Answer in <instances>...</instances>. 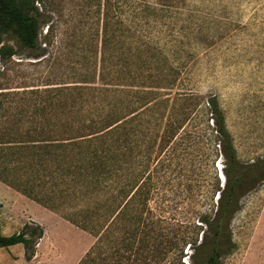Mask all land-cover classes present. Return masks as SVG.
Instances as JSON below:
<instances>
[{
	"label": "trees",
	"instance_id": "16d2710c",
	"mask_svg": "<svg viewBox=\"0 0 264 264\" xmlns=\"http://www.w3.org/2000/svg\"><path fill=\"white\" fill-rule=\"evenodd\" d=\"M35 1L0 0V41L12 35L38 58L45 17ZM120 1L115 10L105 4L102 13L98 4L102 18L92 78L48 91L63 121L0 141V182L94 237L78 264H181L186 248L191 264H220L233 248L230 225L240 199L264 182V157L251 164L238 160L214 96L170 93L182 65L175 44L169 54L150 37L160 31V8L124 0L142 8L124 18ZM12 53L0 47L1 60ZM199 122L204 134L195 128ZM205 140L208 148L201 145ZM203 152L208 169L213 158L222 160V187L216 183L203 194L207 199L212 193L210 200L216 194V205L195 212V220L179 218L177 205L161 195L158 173L175 159L182 171L190 159L198 178ZM201 193L198 185L178 191L183 199ZM41 237L29 223L9 236L0 226V248L21 244L26 260Z\"/></svg>",
	"mask_w": 264,
	"mask_h": 264
},
{
	"label": "rangeland",
	"instance_id": "374dc122",
	"mask_svg": "<svg viewBox=\"0 0 264 264\" xmlns=\"http://www.w3.org/2000/svg\"><path fill=\"white\" fill-rule=\"evenodd\" d=\"M132 1H144L160 8L161 17L157 23L160 31L151 32L150 37H154L159 46H164L165 52L169 53L174 44L180 50L177 57L182 66L170 93L188 92L203 100L214 96L223 112L238 160L242 164H251L262 159L264 0ZM114 2L36 0L34 6L45 17L39 29L37 52L41 55L38 58L23 50L12 35H2L0 47L8 46L13 53L0 59V141L19 138V132L63 121L61 110L53 107V101H50L52 92L48 91L92 78L98 56L97 31L102 18L98 4H101L102 13L105 4L115 10ZM127 3L124 0L118 3V11L124 18L142 9ZM94 84L98 85L96 79ZM199 123L195 128L204 134V123ZM207 137L205 133L202 138ZM201 145L209 147L206 140ZM203 153L198 178L190 159H186L182 171L175 159L169 169L158 173L161 195L170 202L169 205H177L179 218L193 216L195 220V212L216 205V194L213 200H210L212 193L207 199L203 194L216 183L222 187V160L213 158V168L208 169L209 158H204L206 153ZM196 185L203 190L198 198L183 199L178 195L183 187ZM135 186L131 188V194ZM3 193L1 234L12 235L20 231L24 223H29L42 232V237L36 241L30 260L25 259L21 244L0 248V264H78L93 244L95 239L91 234L60 215L37 203L17 202ZM9 200H12L10 204ZM10 213V219H7ZM31 216L38 217V222ZM230 231L233 248L222 254L220 264H264V182L240 199L239 211L231 221ZM186 250L181 264H191L188 258L191 251ZM209 253V249L200 253L201 262Z\"/></svg>",
	"mask_w": 264,
	"mask_h": 264
},
{
	"label": "crops",
	"instance_id": "0c3cea01",
	"mask_svg": "<svg viewBox=\"0 0 264 264\" xmlns=\"http://www.w3.org/2000/svg\"><path fill=\"white\" fill-rule=\"evenodd\" d=\"M2 192H4L5 194H7V195H10L11 197H13L14 199L13 200H17V202H24V201H29V202H33V201H31V200H29V199H27V198H25V197H23L21 194H19L18 192H16L15 190H13V189H11L10 187H8L7 185H5V184H3L2 182H0V204L2 205V200H3V195H2ZM3 193V194H4ZM20 199H22V200H20ZM11 201L12 200H9V204L11 203ZM7 203V204H8ZM33 203H35V202H33ZM23 206L25 207V210H26V212L28 211V209L26 208V205L25 204H23ZM47 210V209H46ZM10 216H11V213L10 214H8V216H7V219H10ZM32 217V220H34V221H37L38 222V217H33V216H31Z\"/></svg>",
	"mask_w": 264,
	"mask_h": 264
},
{
	"label": "water",
	"instance_id": "95a60500",
	"mask_svg": "<svg viewBox=\"0 0 264 264\" xmlns=\"http://www.w3.org/2000/svg\"><path fill=\"white\" fill-rule=\"evenodd\" d=\"M223 175L222 171L220 170V176Z\"/></svg>",
	"mask_w": 264,
	"mask_h": 264
}]
</instances>
